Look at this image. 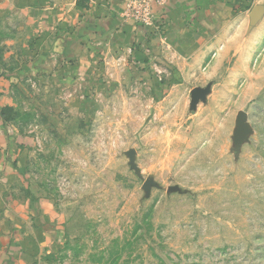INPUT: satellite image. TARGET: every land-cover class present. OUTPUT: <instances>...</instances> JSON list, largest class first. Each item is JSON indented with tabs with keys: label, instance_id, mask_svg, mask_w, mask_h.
<instances>
[{
	"label": "rangeland",
	"instance_id": "obj_1",
	"mask_svg": "<svg viewBox=\"0 0 264 264\" xmlns=\"http://www.w3.org/2000/svg\"><path fill=\"white\" fill-rule=\"evenodd\" d=\"M104 1L0 0V264H264V0L164 50Z\"/></svg>",
	"mask_w": 264,
	"mask_h": 264
},
{
	"label": "crops",
	"instance_id": "obj_2",
	"mask_svg": "<svg viewBox=\"0 0 264 264\" xmlns=\"http://www.w3.org/2000/svg\"><path fill=\"white\" fill-rule=\"evenodd\" d=\"M123 1L109 0L108 2V0H105V3L103 2L105 6L104 11L109 12L114 21L118 19L121 26H123L120 32L136 31L140 49L150 44L152 47H162L163 50L164 48H172L174 46L195 45L194 42L199 41L201 37L200 32L204 30L205 25L212 22L211 17L222 32L224 30L226 32L236 31L237 35H239L240 32L238 31L243 29L248 21V15L246 14H249L250 8L256 2V0H167L164 6L155 9V24L147 27L133 25V21L125 15L126 7H124ZM132 25L135 28H132ZM113 26H111V29H107L112 34L118 29L115 25ZM228 38L229 35L222 40L221 44L217 45V39L220 38L217 36L211 37L213 41L210 43L207 40L205 45L207 44V46H211L212 48L222 46L223 55H221V58L224 60L223 57L227 55V48L230 46V43L226 42ZM231 39H234V33L231 34ZM114 45L116 44L114 43ZM4 124V121L0 118L1 157H4L8 153V144L10 143L4 131Z\"/></svg>",
	"mask_w": 264,
	"mask_h": 264
},
{
	"label": "built area",
	"instance_id": "obj_3",
	"mask_svg": "<svg viewBox=\"0 0 264 264\" xmlns=\"http://www.w3.org/2000/svg\"><path fill=\"white\" fill-rule=\"evenodd\" d=\"M167 0H134L126 4V17L140 25L153 26L156 20L155 9L165 5Z\"/></svg>",
	"mask_w": 264,
	"mask_h": 264
},
{
	"label": "water",
	"instance_id": "obj_4",
	"mask_svg": "<svg viewBox=\"0 0 264 264\" xmlns=\"http://www.w3.org/2000/svg\"><path fill=\"white\" fill-rule=\"evenodd\" d=\"M242 125V124H241Z\"/></svg>",
	"mask_w": 264,
	"mask_h": 264
}]
</instances>
